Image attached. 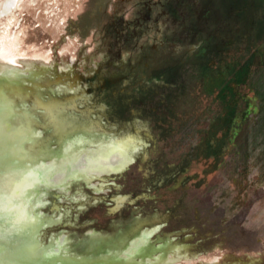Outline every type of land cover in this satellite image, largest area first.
I'll return each instance as SVG.
<instances>
[{"label": "rangeland", "instance_id": "obj_1", "mask_svg": "<svg viewBox=\"0 0 264 264\" xmlns=\"http://www.w3.org/2000/svg\"><path fill=\"white\" fill-rule=\"evenodd\" d=\"M2 40L72 79L43 96L72 94L107 131L84 136L143 143L121 172L44 195L71 250L128 236L169 243L176 264H264V0H0ZM235 70L246 84L230 96Z\"/></svg>", "mask_w": 264, "mask_h": 264}, {"label": "bare ground", "instance_id": "obj_2", "mask_svg": "<svg viewBox=\"0 0 264 264\" xmlns=\"http://www.w3.org/2000/svg\"><path fill=\"white\" fill-rule=\"evenodd\" d=\"M0 43V264H176L178 257L167 255L173 248L169 243L131 245L127 236L106 242L105 248L77 253L63 235L54 234L71 222L59 218L57 203L53 214H44V195L72 180L89 184L100 176L96 171L120 169L130 159L125 156L127 142L113 148V140L107 141L105 135L84 136L90 123L99 124L89 120V109L80 110L69 93L43 96L44 87L55 91L63 84L71 91L72 80L47 70V65L45 69L39 56L20 55L5 40ZM30 104L41 110L57 147L41 136ZM98 128L107 133L100 124ZM105 144L107 148L98 152ZM125 199L117 196L116 208ZM137 228H132V235Z\"/></svg>", "mask_w": 264, "mask_h": 264}, {"label": "flooded vegetation", "instance_id": "obj_3", "mask_svg": "<svg viewBox=\"0 0 264 264\" xmlns=\"http://www.w3.org/2000/svg\"><path fill=\"white\" fill-rule=\"evenodd\" d=\"M259 55H261V56H259L258 59L255 60V62L260 63V64H264V55L262 53L259 54ZM239 70H240V68H239ZM237 72H238V70H235V73L233 74V76L226 83V86H228V87L225 90V94H227V95H230L231 96V95H237V94H239L238 93V86H240L242 83L243 84H246L245 83V80H243L244 79L243 74H238ZM236 73H237V75H236ZM68 79H71V78L68 77ZM241 96L242 95H240V97ZM73 98H74V100L76 99V97H74V96H73ZM236 101L238 102L239 99H237ZM102 129L104 130L103 127H102ZM105 132H107V131L105 130ZM112 140H113V144L112 145H114L113 148L114 147L116 148L117 146H115V145H117L119 143H122L123 141H126L127 142V147H128L127 150L131 154V155H129V158H130L129 160L130 161L133 159L135 150H137L138 148H140V146L143 144L142 141L139 139V137L136 136V135H133V134H124V135L114 136L112 138ZM210 144L212 145V141L210 142ZM104 146H106V147H104ZM104 146H102L100 149H97L98 152H102V151H104L107 148V145L106 144ZM110 148H111V146H110ZM98 152H96V153H98ZM122 170L123 169L118 170V171L112 170L111 173H107V171H105V170H99V171H101L100 172L101 175L102 174H106V175H110L111 174L112 175V174L119 173ZM103 171H105V172H103ZM81 181L84 182L83 180H81ZM84 183H86V182H84ZM86 184H88V183H86Z\"/></svg>", "mask_w": 264, "mask_h": 264}]
</instances>
